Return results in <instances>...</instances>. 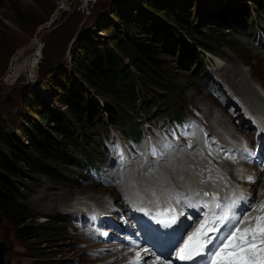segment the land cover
Masks as SVG:
<instances>
[{"label": "trees", "instance_id": "trees-1", "mask_svg": "<svg viewBox=\"0 0 264 264\" xmlns=\"http://www.w3.org/2000/svg\"><path fill=\"white\" fill-rule=\"evenodd\" d=\"M186 1L124 0L120 5L113 0L105 8L101 6L105 19L94 22L93 30L76 35L69 62L55 70L48 60L44 66L41 64L39 85L46 95L22 89L20 105L13 104L9 109L11 117L0 113V223L13 225L19 239L29 245L45 243L53 237L52 230L59 229L61 218L38 224L36 215L21 200L22 189L30 185L25 177H62L59 166L70 161L71 149L86 150L92 141L89 128L104 122L100 105H105L111 123L123 109H136L138 99L146 111L155 104L157 109H170L178 116L184 86L176 74L166 70L165 58L160 55H167L170 62L178 57V63L185 66L178 64L176 69L187 70L181 51L188 52L194 61L193 70H197L202 59L198 47L216 52L220 45L230 43L241 51L242 44L228 31L194 23L192 11L183 6ZM219 1L215 12L222 15L225 0ZM262 1L250 3L260 11L264 9ZM6 2L17 24L25 26V10L15 0H0V8ZM40 17V21L47 18ZM167 35L171 40L160 46L159 41ZM49 97L53 102L48 101ZM36 249L39 252L33 264L67 263L57 252L45 251L40 245Z\"/></svg>", "mask_w": 264, "mask_h": 264}, {"label": "rangeland", "instance_id": "rangeland-1", "mask_svg": "<svg viewBox=\"0 0 264 264\" xmlns=\"http://www.w3.org/2000/svg\"><path fill=\"white\" fill-rule=\"evenodd\" d=\"M112 1L113 0H93V2H88L87 0H15L16 4L22 10H25V26L23 27L18 25L14 20L13 12L9 9V3L6 2L4 7L0 8V113H6L8 118L11 117L9 109L15 104L20 105V94L22 93V89H25L24 91L29 90L30 92L37 91L39 94L44 95L45 90L39 85L41 82V75L39 74L41 72V64L48 60L51 64L50 68L55 70L56 68H60L63 62H69V51L75 41L76 35L80 31H86L88 29L93 30L94 22L101 18L105 19L104 14H101L102 9L107 5H110ZM123 1L124 0H118L117 3L122 5L121 2ZM223 2L228 10L224 17L217 15L215 12L218 4H221L219 0H196L195 2L194 0H188L183 6L189 7L190 11H192L191 13L195 16L194 23L196 22L197 25L210 24L211 26L220 28L225 32L228 31L229 36L232 35L233 38H237L242 44L241 51L237 50L236 52H233L227 48H224V50H221L220 48L218 54L222 57L221 65H214L212 62L209 63L207 59L204 58L202 61L205 60V63L207 64L206 66L208 67V69L204 70V73L202 72L203 67L201 65L198 66V73H196L195 70H192V61H189L190 57L187 55L188 52L181 51V53H185L181 56H184L185 60L189 61L187 70L176 69L178 66V57H174L173 62H170L169 59L166 58L167 55H160L161 58H165L166 70L173 72L172 74H176L178 76V81L186 87L185 93L180 94V100L186 102V105L191 103L192 106H194V109H189L185 116V123L192 128L191 137L187 142H189L195 135L201 133L198 115L201 116L205 113L206 115L213 116L214 114H222L223 112L224 114L228 113L226 106H222V104L234 100L236 95L240 96V89L235 84L242 82L243 77L240 72L241 69L244 71V82L247 90L250 91V88L252 87L251 89L259 94V97H255L254 101L257 102L259 99L264 100L263 88L255 80L253 75H249L248 68L242 62L246 61V57L255 72H258L261 69V65L264 64V48L260 46L261 43H264V21L262 23L259 21L260 17L255 14V9L249 5V0H225ZM244 4H248V7H245ZM84 6L88 7L81 9V7ZM101 6L104 8H101ZM47 13H49V15ZM38 14L41 16L40 18H47L40 21ZM45 14H47V16L43 17ZM250 16L254 26H252L249 20ZM160 20L169 24V21L162 20L161 17ZM100 31L97 32L103 37L104 35ZM113 33L114 32L111 34ZM102 39L105 40V37ZM167 40H171L170 35H167L166 39H161V41L157 40V43L159 41L160 43L158 44L161 46L167 42ZM226 44L230 45V43ZM232 47L234 48V46ZM177 50L178 48L176 45V51ZM173 56L174 55L170 57ZM223 70H228L230 72V77L227 81L224 80L221 75ZM9 71L10 74L8 78L15 73H17L18 76L15 81L7 86L5 85L4 80ZM30 74L33 75L28 78V75ZM261 78L264 79V65L261 69ZM217 84L220 87L226 86L230 92L228 93V89L224 87V90L227 91L228 95L227 93V96H220L221 94H218V97L214 100L209 87H219ZM48 99V101L53 102L51 97ZM56 104L59 105L57 102L55 105ZM235 105L240 108L242 103L236 101ZM244 108L249 110V107L246 105H244ZM253 109L255 110V107H253ZM186 111L187 108L183 109V113H186ZM237 113H239V111L236 110L231 112L229 117L227 115L224 116L226 125L229 126L228 124H230V127H227L228 129L234 128L235 123L239 122L235 120L240 116V114L236 116ZM248 113H250V110ZM144 115L146 116V114ZM121 116L124 118L126 115L124 114ZM245 116L246 114L244 117ZM208 117L210 119V116ZM216 119L221 123L220 117H217ZM250 119L248 124L252 126L254 125L255 120L253 118ZM232 122L234 126L232 125ZM158 123L161 124L162 121L159 120ZM135 124L137 125L136 129H141L140 124L136 122ZM117 127L120 128L117 129L115 127H110L107 131L105 130V132L111 133L112 128L114 132L120 133L121 126L118 125ZM222 127H225V124H223ZM244 128V131H240V134H243L245 137H254L253 134L256 130L255 126L253 128H247V125H245ZM133 129L134 126H132L130 131ZM95 133V142H100L101 138L99 131H96ZM209 134L215 138L212 133L206 132V139L208 141L210 139L208 136ZM229 138L232 141V135ZM241 138H243V136H241ZM108 140L112 141V139ZM199 143L204 146L203 134L200 135ZM185 144L181 146L180 151H189L193 144L197 147L196 143H191L188 148ZM254 144H256V141L253 139L251 145ZM214 147L219 152L222 151L223 148L230 151L233 150V148L228 149L226 146H223L217 139ZM99 148L101 149L100 146ZM199 154L207 155L208 160H198L197 158L176 159L177 161L175 165L184 163L189 164L190 166L206 168L209 166L211 168L213 165L210 163L209 156L210 154H213L212 151H209V153L204 151ZM97 157H100V155L97 154ZM101 158L102 160L105 159L104 156ZM91 162L93 161L91 160ZM62 164L63 165L61 166L63 167L61 168H66L62 171V173H64L63 179L47 180L42 177L35 182L31 177H25V181L30 183V187H25L24 199L22 201H24L36 214L35 221L38 224L43 222V220L40 219L43 214H49L52 210L64 208V206H62L63 203L57 199L55 193L61 194L64 197L66 196L69 198V203H71L73 195L75 196V194L79 192H105V190L110 192V188L104 187L105 183L83 185L82 181L78 179L77 184L74 185L70 183L69 180L77 178L74 174H69L68 172V169H74V165H67L63 162ZM105 165L106 161L103 162V166ZM150 168L151 170L148 168L141 173V182H139L141 188L153 185L152 183L143 182V177H148V180L150 181L152 179L150 175L156 172L154 166H151ZM105 173H107L106 166ZM87 174L93 176L90 172ZM171 182L172 181H168L169 184ZM112 192V195H116L123 199L124 196L118 195V189ZM44 196L49 198L46 199ZM38 215L41 216L37 217ZM64 226L65 223H62L58 226L59 229L52 230L54 233L53 237L46 240L45 243L39 241L35 244L29 245L28 242H24V240L17 237L13 225L6 221H2L0 223V242H4L5 244L4 264H33L35 253L39 252L36 249L38 245L42 246L45 251L57 252V256L61 257L63 260L69 259L65 264H94L95 262L92 260V256L101 258L99 254H93L96 249L91 251L90 254L86 253L85 248L76 244L77 241H85H81V237L78 239L77 235L70 231L71 225L66 227V230ZM62 228H64V230ZM103 256L105 257V255ZM104 257H102V260Z\"/></svg>", "mask_w": 264, "mask_h": 264}, {"label": "bare ground", "instance_id": "bare-ground-1", "mask_svg": "<svg viewBox=\"0 0 264 264\" xmlns=\"http://www.w3.org/2000/svg\"><path fill=\"white\" fill-rule=\"evenodd\" d=\"M220 61L221 60H218L217 63H220ZM240 72L243 77L242 82H238L235 84L240 89V94L238 93L240 96L236 95L235 99L239 101V103L241 102L242 104L249 107L250 113H248L249 110L247 109L249 118L255 115V112L253 111L254 110L253 107H255L256 112L260 113L261 117L258 119V122L254 124V126L256 129L257 128L261 129V134L264 137V102L261 99L257 100V102L254 101L255 100L254 98L259 97V94L257 92L255 93L254 90L251 89L252 87L250 88V91L247 90L245 86V82H244V71L241 69ZM221 75L224 78V80L227 81L230 77V72L228 70H223ZM226 93L227 91L224 90V95H226ZM244 105H243V108H244ZM236 110L239 111V113H237L236 115L238 116L240 114L239 109H233L232 111H229L227 109L228 113L226 114H224L223 112L222 114H214L213 116L208 115L210 116L211 121L210 122L203 121L202 126L206 130V132L212 133L215 136V138H213L212 135L209 134L208 136L210 139L209 141L207 140L208 142L205 144V146L199 145V141L196 138L192 139L191 143L197 144L196 148H193L194 144L192 146V149L195 155L202 153L204 151H207L208 153L209 151H212V149L215 148L214 146L216 143V139L223 146H226L228 149L233 148V150L230 151V155L227 157L226 161L223 158L222 151L219 152L217 151L216 148H215V151L217 153L210 154L209 159H210V163L213 166L211 168L208 166V168H210V172L207 174V176L210 177L208 181L200 180L196 177V174H201V172L204 171L206 167L190 166L189 164L179 163L180 165H169L168 167L159 171L160 166L156 164H151L148 166H138L137 172L134 175L125 173L123 171H115L110 176V178L115 179V180L122 179L123 181L124 179H126L127 181L133 182L132 185L128 183L125 188L120 187L119 189L118 187V195L124 196L123 199L133 197L132 205H137V204L150 205L151 199L159 195L160 191H162L164 188L158 185L166 184L168 183V181H172L174 183H181L183 188L187 190L189 193H194L196 190H199V189L209 190V191L213 190L214 192H217V193H221L225 190L233 192L235 188L237 187L235 185L238 184L237 178H238L240 169H233L232 162L235 160L241 168L245 166V162L242 159V157L238 154V148L233 144V142L239 140V135H243V134H240V131H244L245 125H247V128L248 127L253 128V126L248 125L247 121L236 122L235 126L233 125V122H232V125L234 126V128H230V129L227 128V127H230V124H228L229 126L226 125L224 116L227 115L229 117V114ZM217 117L221 118V123L219 122V120L216 119ZM223 124H225V127H222ZM219 129H222V133L218 132ZM231 135H232V141L229 138ZM222 140L226 142V145L223 144ZM241 145L244 146L245 144L242 143ZM151 166L155 167L156 172L150 175V177L152 178L150 181L148 180V177L147 178L143 177V182L152 183L155 186L148 187L149 186L148 185V186H145L144 188H141L139 186V182H141V177H142L141 173L146 171L148 168L149 170H151L150 168ZM216 172L223 173L224 178L226 179L227 185H224V183H222L220 180H216L212 177ZM163 176H165V179H163ZM112 191H114V189L110 188L111 194H113ZM55 194H56L57 199L61 201V203H63L62 206H66L67 208L72 207L73 208L72 210L74 211L77 210V207L79 205L85 204L86 200L90 197L88 195H85V196L79 195L75 197L73 196L71 203H69V198H67L66 196L64 197L63 195L58 194V193H55ZM44 198L48 199L49 197L44 196ZM88 232L91 233V230H88ZM80 236H81V241L86 242L87 241L86 239H90V237L87 235L82 237V235L80 234ZM105 264H115V263L105 261Z\"/></svg>", "mask_w": 264, "mask_h": 264}, {"label": "snow or ice", "instance_id": "snow-or-ice-1", "mask_svg": "<svg viewBox=\"0 0 264 264\" xmlns=\"http://www.w3.org/2000/svg\"><path fill=\"white\" fill-rule=\"evenodd\" d=\"M212 199L216 201L218 198L213 195ZM243 199L245 198L241 196L223 204L215 203L214 208L219 209V212L214 211L213 207L205 202L203 206L208 208L207 218L176 250V258L186 262L193 261L197 257H204L203 264H264V215L250 218L249 227L241 230L240 224L244 222L247 214L242 216L236 209L238 201ZM177 202L179 203V199ZM189 206L198 207L191 204ZM259 211L264 213V204L260 205ZM153 219L164 228H171L176 224L178 216L173 213L166 219L155 216ZM221 226L225 228L226 234L210 235L219 232ZM214 240L215 244H213ZM209 245L212 247L209 248ZM130 264H141L139 252ZM158 264H164V262L158 261Z\"/></svg>", "mask_w": 264, "mask_h": 264}, {"label": "built area", "instance_id": "built-area-1", "mask_svg": "<svg viewBox=\"0 0 264 264\" xmlns=\"http://www.w3.org/2000/svg\"><path fill=\"white\" fill-rule=\"evenodd\" d=\"M91 1H93V0H91ZM85 8H87V6H85V7H83L82 9H85ZM53 18V17H52ZM51 19V18H50ZM55 19H56V17H55ZM55 23V22H54ZM48 30V29H47ZM47 30H45V31H47ZM9 74H10V71H9V73L7 74V76L5 77V85H10L13 81H15V79L17 78V76H18V74L17 73H15L13 76H11V77H9L8 78V76H9Z\"/></svg>", "mask_w": 264, "mask_h": 264}, {"label": "water", "instance_id": "water-1", "mask_svg": "<svg viewBox=\"0 0 264 264\" xmlns=\"http://www.w3.org/2000/svg\"><path fill=\"white\" fill-rule=\"evenodd\" d=\"M4 242H0V264H4Z\"/></svg>", "mask_w": 264, "mask_h": 264}]
</instances>
